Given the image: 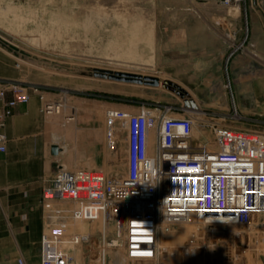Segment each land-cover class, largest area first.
Instances as JSON below:
<instances>
[{"label": "built area", "instance_id": "built-area-1", "mask_svg": "<svg viewBox=\"0 0 264 264\" xmlns=\"http://www.w3.org/2000/svg\"><path fill=\"white\" fill-rule=\"evenodd\" d=\"M219 1L230 6L236 0ZM30 97L18 85L0 89V152L7 150L6 119ZM62 107L59 101H47L44 111L60 113ZM174 113L147 106L138 111L106 109L108 146L119 129L126 131V171L110 175L60 166L42 194L46 219L41 264H80L78 252L94 239L81 228V205L95 206L105 225L116 230L114 238L102 237L106 248L119 250L112 264H163L161 253L172 252L168 245L163 248V234L178 229L187 230L181 251L213 249L222 244L223 231L226 238L251 236L250 228L264 233V125L200 121L211 126L214 138L199 143L193 115ZM237 227L238 233L233 231ZM261 233L256 235L264 238ZM18 263L27 264L23 257Z\"/></svg>", "mask_w": 264, "mask_h": 264}, {"label": "rangeland", "instance_id": "rangeland-1", "mask_svg": "<svg viewBox=\"0 0 264 264\" xmlns=\"http://www.w3.org/2000/svg\"><path fill=\"white\" fill-rule=\"evenodd\" d=\"M263 1L236 0L223 6L219 0H0V47L13 60V70L6 72L9 78L0 79V89L18 85L30 96L50 97L49 101L63 103L61 111L73 119L77 112L86 109L103 115L108 108L138 111L142 106L171 108L178 115L188 111L184 97L164 86L165 81L178 82L162 75L154 54L165 40L159 35L164 33L173 9L197 16L213 13L220 15L217 18L220 21L239 5L237 14L252 17L258 28L264 25ZM257 34L251 43L239 36L224 35L225 57L234 66L232 76L235 74L238 81L247 79L246 94L242 91L240 97H209L212 100L209 103L190 94L200 107L199 111L189 109L198 113L193 115L194 136L198 140L206 137L211 142L214 138L211 126H202L200 121L248 128L264 125V32ZM118 72L158 77L161 84L152 86L112 78L110 73ZM11 96L8 92V97ZM125 139L126 131L119 129L113 146L109 147L110 166L101 171L110 175L125 173ZM81 207L85 208L81 228L94 239L78 252V263L113 261L119 250L106 248L102 237L110 240L116 236V230L105 225L95 206ZM236 229L233 231L238 233ZM256 229H248L253 234L242 238L231 234L226 238L225 232H221V259H233V250L229 253L231 242L240 246L249 242V250L241 246L245 255L257 257L264 247L258 244L251 249L256 245V233H261ZM184 231L187 230L163 234L162 245L167 242L172 250L161 253L163 264L183 253L181 246L187 242Z\"/></svg>", "mask_w": 264, "mask_h": 264}, {"label": "crops", "instance_id": "crops-1", "mask_svg": "<svg viewBox=\"0 0 264 264\" xmlns=\"http://www.w3.org/2000/svg\"><path fill=\"white\" fill-rule=\"evenodd\" d=\"M171 13L164 33L159 35L165 40L154 53L162 75L178 82L194 97L203 98L205 103L212 101L209 97H240L242 91L246 94L247 79L238 81L235 74L232 76L234 66L225 57L224 35L239 36L251 43L257 33L262 35L264 25L257 28L252 17L242 14L227 13L218 21L220 15L213 13L197 16L177 9ZM12 70V58L0 47V79H8L6 72ZM49 100L50 97L32 94L27 103L14 108L3 128L7 150L0 152V264H19L20 257L27 264H41L46 219L43 189L61 165L75 172L104 170L110 166L105 112L102 115V112L86 109L77 112L73 119L65 112H45L44 105ZM195 139L209 143L206 137ZM255 241L251 249L258 244L264 247L263 237L256 235ZM248 244L241 246L249 250ZM163 245L166 250L167 242ZM222 245L219 242L213 249L183 251L166 264H264V251L250 258L235 242H231L229 249L230 254L233 250V259H221ZM83 263L97 264L88 260L80 264ZM101 264H112V261L105 260Z\"/></svg>", "mask_w": 264, "mask_h": 264}, {"label": "water", "instance_id": "water-1", "mask_svg": "<svg viewBox=\"0 0 264 264\" xmlns=\"http://www.w3.org/2000/svg\"><path fill=\"white\" fill-rule=\"evenodd\" d=\"M112 78L116 80L126 81V82H135L140 84H147L152 86H160L161 81L158 77H151V76H139L136 74H130V73H110ZM164 86L167 88H171L173 91L177 92L179 95L184 97L186 110H188L189 113H191L194 116H198L197 112L189 110L196 109L199 111L200 107L197 104V102L190 97V94L177 84L171 82V81H165Z\"/></svg>", "mask_w": 264, "mask_h": 264}, {"label": "bare ground", "instance_id": "bare-ground-1", "mask_svg": "<svg viewBox=\"0 0 264 264\" xmlns=\"http://www.w3.org/2000/svg\"><path fill=\"white\" fill-rule=\"evenodd\" d=\"M233 6H234V5H233ZM239 10H240L239 5H236V6H234L233 8H231L230 11H228V14H229V15H232V16H236V15H238L237 13L240 12ZM61 110H62V109H61ZM61 112H62V111H61Z\"/></svg>", "mask_w": 264, "mask_h": 264}]
</instances>
